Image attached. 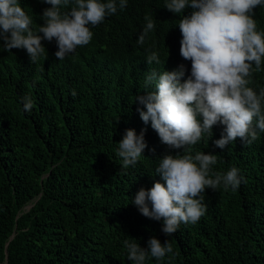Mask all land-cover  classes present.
Returning a JSON list of instances; mask_svg holds the SVG:
<instances>
[{"label": "trees", "instance_id": "trees-1", "mask_svg": "<svg viewBox=\"0 0 264 264\" xmlns=\"http://www.w3.org/2000/svg\"><path fill=\"white\" fill-rule=\"evenodd\" d=\"M19 3L38 29L50 5ZM165 3L128 0L124 10L91 28L88 45L63 60L55 56V40H42L47 57L36 63L25 50L5 51L0 44V264H134L124 241L147 248L150 237L162 244L168 239L174 255L146 264H264V133L249 145L237 138L220 149L214 141L224 126L217 124L193 147V154L217 155L213 172L234 166L244 180L235 191L207 188L205 215L181 223L171 237L162 232V220L143 216L132 203L140 188L163 183L155 168L160 157L177 151L140 119L137 108L144 106L135 97L146 94L152 70L183 64V80L191 69L179 54L178 22L192 9L174 14ZM254 11L264 30V6ZM145 16L156 26L139 45ZM153 51L159 64L146 61ZM250 86L264 88V64ZM24 97L32 99L31 111L24 110ZM126 129L143 130L147 143L127 168L118 156Z\"/></svg>", "mask_w": 264, "mask_h": 264}, {"label": "clouds", "instance_id": "clouds-1", "mask_svg": "<svg viewBox=\"0 0 264 264\" xmlns=\"http://www.w3.org/2000/svg\"><path fill=\"white\" fill-rule=\"evenodd\" d=\"M41 2L50 7L41 14L43 23L33 29V18L19 0H0V44L5 51L25 50L32 63L47 57L42 40H55L58 60L88 45L93 38L91 28L124 10L128 0ZM260 6L264 0H166L164 7L174 14L186 7L192 9L178 22L182 37L179 54L191 62L190 75L182 80L183 64L172 71L152 70L145 77L146 94L135 97L144 106L137 108L140 119L145 124L150 121L160 141L177 151L160 157L155 168L163 183L156 180L150 188H140L132 200L143 216L163 221L161 230L166 236L176 233L181 223L195 224L205 215L202 194L207 188L215 191L223 185L235 191L244 180L234 166L226 173L213 172L216 154H193V147L204 135L209 139L213 127L223 125L214 144L224 149L237 138L249 145L264 133V88L257 92L250 86L253 74L262 71L264 64V30H258L254 19V10ZM61 8L68 10L62 12ZM144 19L146 24L136 41L139 45H144L156 26L151 17ZM146 61L159 64L160 57L153 51ZM32 107V99L24 97V110ZM146 147L143 130L137 135L134 129H126L119 141L121 166H135ZM147 245L142 248L125 240L127 259L146 264L149 258L162 261L167 254L174 255L168 239L162 244L150 237Z\"/></svg>", "mask_w": 264, "mask_h": 264}]
</instances>
